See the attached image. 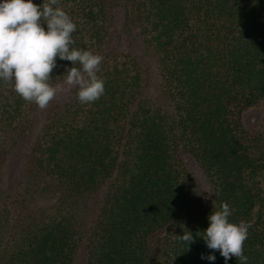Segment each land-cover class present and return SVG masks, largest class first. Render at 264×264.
Returning a JSON list of instances; mask_svg holds the SVG:
<instances>
[{"label":"trees","instance_id":"1","mask_svg":"<svg viewBox=\"0 0 264 264\" xmlns=\"http://www.w3.org/2000/svg\"><path fill=\"white\" fill-rule=\"evenodd\" d=\"M122 1L127 24L145 35L178 110L174 118L153 109L136 63L125 59L101 61L105 91L98 100L82 104L76 90L67 109L48 118L38 152L44 167L80 192L107 183L86 264H156L151 240L161 229L163 264H225L218 251L215 261L201 259L210 250L197 236L223 202L232 209L230 221L251 225L243 245L247 264H264V149L254 152L241 121L242 111L264 98V0ZM118 2L57 0L76 23L72 47L101 55ZM57 64L53 86L72 66ZM33 104L0 81V140L6 131H24ZM185 152L209 184L201 209L192 207ZM187 230L194 236L188 248ZM79 241L73 215L57 216L9 264H72Z\"/></svg>","mask_w":264,"mask_h":264},{"label":"rangeland","instance_id":"2","mask_svg":"<svg viewBox=\"0 0 264 264\" xmlns=\"http://www.w3.org/2000/svg\"><path fill=\"white\" fill-rule=\"evenodd\" d=\"M113 20L108 25L101 56L103 62L128 59L136 63L142 84V96L162 114L177 115V106L167 92L158 69L157 58L148 47L145 35L127 24L125 2L114 8ZM46 108L35 103L26 108L28 123L24 131H6L0 140V264H9L19 251L27 249L39 229L51 218L73 215L78 231L79 246L72 264H86L87 244L103 202L107 183L90 192H80L62 183L50 173L39 159V147L45 142L43 130L48 118L67 109L75 87L64 84ZM241 121L253 144L254 152L264 149V98L246 107ZM40 153V152H39ZM187 169L194 180V209L208 203L209 184L195 159L183 154ZM40 162V163H39ZM164 229L155 231L151 240L156 264H163L164 247L159 238Z\"/></svg>","mask_w":264,"mask_h":264},{"label":"clouds","instance_id":"3","mask_svg":"<svg viewBox=\"0 0 264 264\" xmlns=\"http://www.w3.org/2000/svg\"><path fill=\"white\" fill-rule=\"evenodd\" d=\"M56 4L57 0H42L40 4L33 0H0V81L10 82L15 93L40 109L46 108L61 90L49 83L53 69L59 67L57 59L71 62V67L65 66L64 84L77 89L80 103H92L105 91V82L97 75L103 57L72 47L76 23ZM231 215L227 202L208 214V226L199 235L196 233L210 250L207 255L201 254V259L215 261L213 253L218 251L225 264L232 257L239 264H247L243 245L251 225L232 222ZM182 240L188 248L194 236L187 230Z\"/></svg>","mask_w":264,"mask_h":264}]
</instances>
